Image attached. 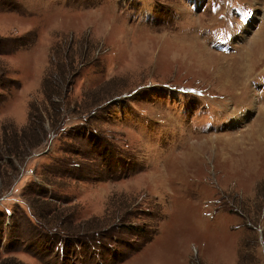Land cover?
<instances>
[{
    "label": "rangeland",
    "instance_id": "1",
    "mask_svg": "<svg viewBox=\"0 0 264 264\" xmlns=\"http://www.w3.org/2000/svg\"><path fill=\"white\" fill-rule=\"evenodd\" d=\"M0 264H264V0H0Z\"/></svg>",
    "mask_w": 264,
    "mask_h": 264
},
{
    "label": "trees",
    "instance_id": "2",
    "mask_svg": "<svg viewBox=\"0 0 264 264\" xmlns=\"http://www.w3.org/2000/svg\"><path fill=\"white\" fill-rule=\"evenodd\" d=\"M3 74V73H2ZM56 106H58V104L56 105ZM58 122V121H57ZM33 128V129H32ZM31 129L34 131V132H36V134H38V132H37V129H38V126L37 125H35L34 127H33V125H32V127H31ZM87 136H89L88 137V140H90V142H91V144L93 145V147H94V151H96V146L99 148H101L102 147V142H101V139H100V137H98V139H96V137H95V135H87ZM26 137V136H25ZM17 139V137H15V139H13V140H16ZM21 139H23V138H19V140L18 141H20ZM6 141H7V139H6ZM30 141H33L34 142V144L32 145V146H30L29 147V149H31V148H33L34 146L36 147V146H38L41 142H43L44 140L42 139V136H40V135H37L36 137H32L31 139H30ZM8 144V143H7ZM19 144H18V142H17V146H18ZM39 147V146H38ZM13 151L10 149V153H9V155L8 154H6L7 156L5 157L4 156V158L2 159V160H8L9 162L11 161V162H13V158H16V157H19V155H20V153H17V154H13L12 153ZM94 155H95V153H94ZM62 164L64 165H62V166H59V165H54V166H50L51 168L48 170L49 171V173H51V174H53L55 177L56 176H58V178H61V175L59 174V172L57 171V169H59V170H63L64 168H67V164H66V161H63L62 162ZM74 163H71V165L70 166H74L73 165ZM76 165V164H75ZM76 167V166H75ZM77 167H79V166H77ZM73 170H75L74 169V167H73ZM60 173H62V174H65V172H63V171H60ZM63 178V177H62ZM51 180V179H50ZM49 180V181H50ZM35 196H37V198H40V196H41V194H39V195H35ZM27 205V204H26ZM31 208V207H30ZM28 209H29V207H28ZM32 209V208H31ZM29 212H30V215L32 216V212H31V210L29 209ZM25 213V212H24ZM26 214V213H25ZM16 213H14V214H12V216H15L16 217ZM27 215V214H26ZM33 215H35L34 217L32 216V218L34 219V220H36V221H38V224L39 225H41V226H43V229L45 230V232H47V234H45L46 235V237H48V238H51V240H53L54 242H57V243H62V242H64L66 245L68 244L67 243V239L68 240H70V242L71 243H74L75 245H76V247H78V248H81V246H84V247H86V246H88L89 244H96V236L97 235H99V231H97V229L96 230H94V232L93 233H79L80 232V230L79 229H77V230H72V229H67L66 227H64L65 229H61V230H59V229H56V227H54V228H52V227H50V226H48L46 223L43 225V222L41 221V219L36 215V214H33ZM13 219H14V217H12ZM29 219H30V217H29ZM88 231H90V230H88ZM61 232H63L64 234H62ZM98 237V236H97ZM61 238H63V240L61 239ZM98 241H99V239H98ZM64 243H63V245H64ZM62 245V244H61ZM62 249H64L65 250V248H64V246H63V248ZM64 257V256H63Z\"/></svg>",
    "mask_w": 264,
    "mask_h": 264
},
{
    "label": "bare ground",
    "instance_id": "3",
    "mask_svg": "<svg viewBox=\"0 0 264 264\" xmlns=\"http://www.w3.org/2000/svg\"><path fill=\"white\" fill-rule=\"evenodd\" d=\"M256 43H257V40H255V41L253 40V43H252V44L255 45ZM262 43H263V42H262ZM259 46H260V45H259ZM261 48H262V47H261ZM253 54H254V53H253ZM215 57H217V55H216V56H213L212 54H208V55H207V62H209L210 60H213V58H215ZM200 59H201V58H200ZM207 62H203V61H202L201 63H205V64H206ZM219 72H220V71H219ZM217 74L220 75V76L223 75L222 71H221L220 73H217ZM220 76H219V77H220ZM226 76H227V75H226ZM220 78H221V77H220Z\"/></svg>",
    "mask_w": 264,
    "mask_h": 264
}]
</instances>
